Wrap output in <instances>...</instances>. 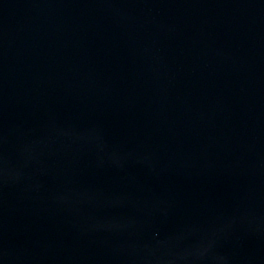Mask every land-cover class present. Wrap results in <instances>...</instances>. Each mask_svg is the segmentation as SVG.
Here are the masks:
<instances>
[{
  "label": "water",
  "instance_id": "obj_1",
  "mask_svg": "<svg viewBox=\"0 0 264 264\" xmlns=\"http://www.w3.org/2000/svg\"><path fill=\"white\" fill-rule=\"evenodd\" d=\"M0 264H264V0H0Z\"/></svg>",
  "mask_w": 264,
  "mask_h": 264
}]
</instances>
